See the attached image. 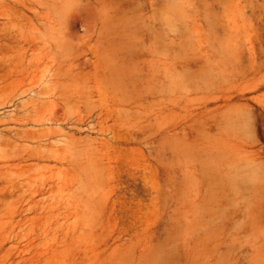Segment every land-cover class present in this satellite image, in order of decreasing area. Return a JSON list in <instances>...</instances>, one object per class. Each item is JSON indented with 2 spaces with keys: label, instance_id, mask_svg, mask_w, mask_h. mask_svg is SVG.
<instances>
[{
  "label": "rangeland",
  "instance_id": "1",
  "mask_svg": "<svg viewBox=\"0 0 264 264\" xmlns=\"http://www.w3.org/2000/svg\"><path fill=\"white\" fill-rule=\"evenodd\" d=\"M127 1L0 0V264H264L255 17L220 5L229 54L203 74L180 66L207 43L175 54L167 14Z\"/></svg>",
  "mask_w": 264,
  "mask_h": 264
},
{
  "label": "bare ground",
  "instance_id": "2",
  "mask_svg": "<svg viewBox=\"0 0 264 264\" xmlns=\"http://www.w3.org/2000/svg\"><path fill=\"white\" fill-rule=\"evenodd\" d=\"M65 1V0H64ZM86 1V0H85ZM95 1V0H94ZM130 2H131V0H129ZM129 1H127V3L129 2ZM139 1V4H140V10H141V12L142 13H144V14H146L145 12H146V10H147V7L148 6H150V9H152V11L154 12L156 9H159V11L161 10L162 12L164 11L166 14H167V16H166V18H165V22H163L162 24H160L161 26L160 27H162V29H163V31H164V29H166L167 31H169L170 30V34L168 33V32H166L165 34H166V37L171 41V43H173V42H175V41H177L176 42V49H174V51H172V52H174L175 54H177L178 55V52H179V50H180V46H184V43L186 42V40H187V38H189L190 36H191V31H193V33H195V34H197L198 36V38H199V42L200 43H207V47L203 50L202 48H200L198 51L197 50H195V52H191L190 54H189V57L188 58H186V60H184V63L183 64H181V66H180V69L181 70H187V69H191V67L189 66L188 67V64H187V62H188V60L190 59V60H192V61H194L196 58H198V59H200L201 57L204 59L203 61H205V62H202V63H200L199 64V62H197V63H194V64H192L193 65V68L195 69V71L196 72H199L200 71V73L203 71V70H206V69H203V66L202 65H204V63H205V68H207V69H212V67H210L211 65L210 64H207L208 62L207 61H210V59H212V58H214V59H217V58H220V57H225L226 55H228L229 54V51L224 47V44L225 43H227V39H229L228 38V35L226 36V37H224L223 35L225 34V31L226 30H230V33H232L233 31H232V26L231 27H229L228 25H229V23H230V20L229 21H227V24H226V26L228 27V29L224 26V24H222L221 23V21H220V18H222L223 19V16H221L220 18L218 17V15H219V11L220 10H222L223 8V6L221 7L222 9H220L219 10V8H220V5L221 4H223V3H226V2H229V1H231V0H138ZM138 1H137V3H138ZM237 1H239V0H237ZM242 1H244L245 3H247L248 4V8L247 9H249V11H250V15L251 16H254L255 17V19H256V23L259 25V29H257V30H259V31H261L259 34L260 35H258L259 36V39L257 38V40H258V43H259V49H261V51H262V48H261V46L263 47V45H264V1L262 2V4H260V5H258V3L261 1H259V0H242ZM259 1V2H258ZM52 2H54V0H52ZM56 3H57V1H55ZM97 2V1H96ZM192 2V3H191ZM240 2H241V0H240ZM239 2V3H240ZM126 3V4H127ZM133 3H136V1H133ZM191 4L192 6H194L195 7V9H196V13L195 14H197L198 16H199V14L197 13V12H199V11H201V10H199L198 11V9H199V7H201V5L203 6V10H204V18L206 19V23H207V28L205 29V30H203L202 29V27L199 25V24H197V22L195 23V21H197V20H195L194 22H193V25L192 26H190L189 24H188V18H187V16L184 14V12H185V10H186V4ZM234 3L235 4H237L236 2H235V0H234ZM244 3V4H245ZM58 4V3H57ZM89 4V3H88ZM119 4V3H118ZM131 4H132V2H131ZM139 4H138V6H139ZM54 5H56V4H54ZM54 5H52V6H54ZM122 5H123V3H122ZM261 7V9L260 10H255V8L256 7ZM91 7V6H90ZM122 7V6H121ZM125 7V6H124ZM137 7V6H136ZM102 8V7H101ZM245 8V7H244ZM194 9V10H195ZM34 10V9H33ZM102 10V9H101ZM101 10H100V12H101ZM104 10V9H103ZM102 10V11H103ZM203 10H202V12H203ZM227 9H226V7H225V11H226ZM242 10H243V8H242ZM18 11V10H17ZM16 11V12H17ZM31 11V10H30ZM80 12V11H79ZM99 11H97V12H95V14H93V15H96L97 13H98ZM99 12V13H100ZM140 12V11H139ZM222 12V11H221ZM227 12V11H226ZM225 12V13H226ZM18 13V12H17ZM32 13V12H31ZM102 14H103V12H101ZM228 13V12H227ZM244 13V12H243ZM19 14V13H18ZM143 14V15H144ZM151 14H152V12H151ZM160 14H162V13H160ZM220 14H224V13H220ZM157 15H158V13H157ZM201 15V14H200ZM226 15V14H225ZM40 16V15H39ZM46 16V15H45ZM79 16V15H78ZM97 16V15H96ZM102 16V15H101ZM149 16V15H148ZM189 16V15H188ZM195 16V15H194ZM193 16V17H194ZM228 16V15H227ZM47 17H49V16H47ZM173 17H176L177 19H178V21H179V26H177V25H174L173 24V20L175 19V18H173ZM219 18V20H218V18ZM46 18V17H45ZM148 17H146V19H147ZM201 18V17H200ZM228 18V17H227ZM253 18V17H252ZM189 19H193V18H191V16H190V18ZM195 19H196V17H195ZM148 21H149V19H147ZM194 20V19H193ZM225 20V19H224ZM250 21V20H249ZM29 22V21H28ZM201 22V21H200ZM203 22V21H202ZM27 23V22H26ZM235 23V22H234ZM253 23V22H252ZM108 24H109V22H108ZM145 24V23H144ZM16 25V24H15ZM31 26V25H30ZM246 26V25H245ZM253 27H254V25H252ZM9 27H10V25H9ZM18 27V26H17ZM34 27V26H33ZM107 27V26H106ZM173 27V28H172ZM12 28V27H11ZM157 28V27H156ZM156 28H154V29H156ZM170 28H172V29H170ZM31 29H32V27H31ZM34 29H36V28H34ZM102 29V28H101ZM104 29H106V28H104ZM28 30V29H27ZM156 30H158V29H156ZM155 30V31H156ZM191 30V31H190ZM241 30V29H240ZM160 31H161V29H160ZM159 31V32H160ZM239 31V30H238ZM254 31H256V28L254 29ZM142 33V32H141ZM161 33V32H160ZM228 33H229V31H228ZM257 33V32H256ZM30 34V33H29ZM47 34V33H46ZM164 34V33H163ZM159 35V36H158ZM193 35V34H192ZM231 35V34H230ZM232 35H233V33H232ZM29 36V35H28ZM39 36V35H38ZM149 36V35H148ZM154 36H156L157 38H158V40H160L159 38H160V34H157V35H154ZM143 37H144V35H143ZM156 37H155V39H156ZM230 37V36H229ZM232 37V36H231ZM1 39V38H0ZM41 39H42V37H41ZM154 39V40H155ZM16 40V39H15ZM18 40V39H17ZM29 40V39H28ZM34 40V39H33ZM148 41V40H147ZM151 41V40H150ZM173 41V42H172ZM17 42V41H16ZM34 42V41H33ZM162 42V41H161ZM148 43H150V42H148ZM163 43V42H162ZM1 44V43H0ZM257 44V43H256ZM165 45H167V44H164V46ZM171 45V44H170ZM168 46H169V44H168ZM199 46V45H198ZM198 46H197V48H198ZM216 46V47H215ZM2 47V46H1ZM172 47V46H171ZM174 47V46H173ZM203 47V46H202ZM145 48V47H144ZM143 48V49H144ZM166 48V47H165ZM184 48V47H183ZM167 49V48H166ZM258 49V48H257ZM253 50V49H252ZM197 51V52H196ZM258 51H260V50H258ZM260 51V52H261ZM48 52V51H47ZM181 52V51H180ZM183 52V51H182ZM242 52V51H241ZM260 52H258V54L260 53ZM153 53V52H152ZM187 53V52H186ZM174 54V55H175ZM242 54V53H241ZM243 54L245 55V53L243 52ZM122 55H124V54H122ZM186 55V54H185ZM235 55H237V54H235ZM240 55V54H239ZM244 55L242 56V57H244ZM216 57V58H215ZM246 57V56H245ZM237 58V57H236ZM238 60H240V58L238 59ZM219 61V60H218ZM235 61H237V60H235ZM220 62H223V61H220ZM211 63V62H210ZM237 63H238V61H237ZM212 64V63H211ZM239 64H241L240 62H239ZM212 65H214V63L212 64ZM242 65V64H241ZM94 66V65H93ZM13 68V67H12ZM242 68V67H241ZM194 69H193V72H194ZM201 69H203V70H201ZM243 70V69H242ZM45 71V70H44ZM192 71V70H191ZM207 71V70H206ZM178 72V71H177ZM189 72V71H188ZM204 72L205 71H203L202 73L204 74ZM242 72V71H241ZM199 73V74H200ZM195 74V73H194ZM198 74V73H197ZM212 74V73H211ZM223 74V73H222ZM201 75V74H200ZM9 76V75H8ZM202 76V75H201ZM49 85V84H48ZM42 88V87H41ZM42 91V90H41ZM37 92V91H36ZM39 92H40V90H39ZM103 96V95H102ZM31 105V104H30ZM37 109V108H36ZM37 111V110H36ZM101 115V114H100ZM213 130V129H212ZM32 134V133H31ZM51 135V134H50ZM120 135V134H119ZM21 136V135H20ZM32 136V135H31ZM36 136V135H35ZM126 136V135H125ZM26 138V137H25ZM119 138V137H118ZM13 178V177H12ZM50 219V218H49ZM245 231V230H244ZM168 251V250H167ZM166 251V252H167ZM162 252V251H161ZM170 252V251H169ZM161 254V253H160ZM164 255V254H163ZM156 256V255H155ZM165 256H167V258L169 259V257H175L176 258V263L175 264H203L202 262H201V259H198L197 257H196V255L193 253V252H191L190 250H188V249H181V250H177L176 249V251H172V252H170V253H168L167 252V254L165 253ZM160 258V257H159ZM173 258H171L170 260H173ZM167 260V259H166ZM165 260V261H166ZM215 260V259H214ZM158 261V260H157ZM156 261V262H157ZM163 261V260H162ZM158 263V262H157ZM169 263H171V262H169ZM156 264V263H155ZM172 264H174V263H172Z\"/></svg>",
  "mask_w": 264,
  "mask_h": 264
}]
</instances>
